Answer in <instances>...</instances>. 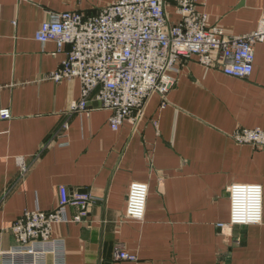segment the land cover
<instances>
[{"label": "crops", "instance_id": "obj_1", "mask_svg": "<svg viewBox=\"0 0 264 264\" xmlns=\"http://www.w3.org/2000/svg\"><path fill=\"white\" fill-rule=\"evenodd\" d=\"M115 0H0V245H17L10 228L26 211H50L59 187L96 198L79 220L52 224L62 243L44 264H264V146L238 144L239 128H264V41L254 46L247 78L181 60L163 102L154 93L142 117L112 130L111 111L90 100L69 114L80 96L78 78L54 80L65 57L34 35L49 12L96 14ZM207 27L225 34L254 30L264 0H196ZM169 18L179 16L171 2ZM66 123L67 128H62ZM29 168L19 175L18 159ZM132 182L148 185L144 218L125 217ZM263 188V221L227 227L228 188ZM120 246L136 260L118 259ZM1 264V263H0Z\"/></svg>", "mask_w": 264, "mask_h": 264}, {"label": "built area", "instance_id": "obj_2", "mask_svg": "<svg viewBox=\"0 0 264 264\" xmlns=\"http://www.w3.org/2000/svg\"><path fill=\"white\" fill-rule=\"evenodd\" d=\"M171 2L179 16L169 18ZM40 43L52 41L65 50L60 67L51 77L78 78L80 96L70 103L69 114L86 112L90 100L111 111L112 130L125 122H135L144 113L152 94L163 102L173 86L181 60L191 57L206 69L219 68L225 75L247 78L254 63V46L264 41V13L254 30L241 35L225 34L219 27H207L206 16L197 9L196 0H115L96 14L77 11L49 12L36 30ZM10 117L8 110L0 118ZM67 128V124H62ZM238 144L264 146V128H239L231 134ZM19 175L29 166L18 159ZM148 185L129 186L125 217L141 222L144 218ZM227 227L260 224L263 221V188L256 183H234L228 188ZM96 198L89 193L69 196L59 187V202L50 211H24L10 230L17 241L8 249L0 245L1 264H44L46 254L59 256L62 243L50 237L53 223L67 221V205L78 208L79 220ZM1 234V233H0ZM115 257L136 260V256L117 246Z\"/></svg>", "mask_w": 264, "mask_h": 264}]
</instances>
